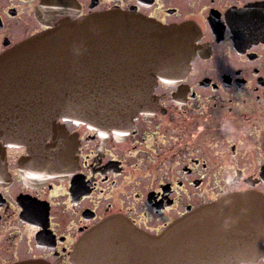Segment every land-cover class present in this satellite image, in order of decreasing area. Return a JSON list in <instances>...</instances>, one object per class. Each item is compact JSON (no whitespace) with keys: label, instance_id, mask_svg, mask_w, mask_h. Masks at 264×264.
<instances>
[{"label":"flooded vegetation","instance_id":"af4514ba","mask_svg":"<svg viewBox=\"0 0 264 264\" xmlns=\"http://www.w3.org/2000/svg\"><path fill=\"white\" fill-rule=\"evenodd\" d=\"M41 2L0 0V54L63 17L115 9L187 26L194 55L181 77L157 80L153 110L139 112L124 134L57 120L66 132L57 146L68 145L59 166L29 159L23 141L0 140V264H73L77 240L114 216L159 234L229 192L252 191L264 201V0H69L46 20L36 13ZM201 98L209 101L200 104ZM216 142L225 143L223 164L234 187L220 186L208 198L200 194L201 174ZM194 143L202 156H185ZM163 144L161 157L155 149ZM149 151L162 173L139 192L127 168L146 166ZM233 264H264V233L256 256Z\"/></svg>","mask_w":264,"mask_h":264},{"label":"water","instance_id":"95a60500","mask_svg":"<svg viewBox=\"0 0 264 264\" xmlns=\"http://www.w3.org/2000/svg\"><path fill=\"white\" fill-rule=\"evenodd\" d=\"M69 4L42 0L36 13L46 20ZM188 33L185 25L167 26L109 9L63 17L13 45L0 54V140L23 141L33 155L29 159L59 166L62 156L54 150L64 130L58 118L113 126L124 134L139 112L154 108L157 79L173 80L188 70L194 55ZM46 139L52 142L46 144ZM262 233L264 201L255 192L234 191L188 211L159 234L144 232L122 217L106 218L77 240L72 261L248 262L257 254Z\"/></svg>","mask_w":264,"mask_h":264},{"label":"rangeland","instance_id":"374dc122","mask_svg":"<svg viewBox=\"0 0 264 264\" xmlns=\"http://www.w3.org/2000/svg\"><path fill=\"white\" fill-rule=\"evenodd\" d=\"M199 92H200V90L198 91V95H199ZM208 95L209 94L207 93V96ZM208 101H209V99H207V98L206 99L201 98L200 104H203L204 102L207 103ZM215 114H216V111L214 110L212 116ZM219 115H221V114H219ZM219 115L217 117H219ZM213 117H215V116H213ZM60 119H62V118H58L57 120H60ZM62 120H69V119H62ZM111 128H114V130H115L114 133H120L117 128H115L113 126H111ZM195 143H194V150H190L188 153H185V156L189 155V157H191V156L198 157V154H200V155L202 154L200 147L197 150V144H195ZM222 144L225 145V143H222ZM222 144H218L216 142V145H214L215 147H213V150L210 153L211 157H210V155L208 158L206 157L207 159H209V161H208L209 166L210 165L211 166L209 169H207V172L205 174L204 173L201 174V176L203 177L204 184L201 185V188H203V191H200V194L207 195L208 198L215 197V195H217L220 192V191H218L220 186H223V185H225L226 187L228 186L227 189H231L234 187L233 184L228 185L229 184L228 179H229V176L232 175V172H231V169L227 168V163L225 164L226 168H224L223 163L225 161L226 153L224 152V149L222 148ZM220 147L223 149V151L219 150ZM155 150H156V155L161 154V157L164 156L165 153L167 152L165 144H163L161 147H156ZM156 159H157L156 156L153 155L149 151V154H147L145 157H143V160H144L143 165L145 164V162H147L146 166H134V165H132V166L127 168L128 169V175L130 176L128 181L130 179H132V181H129V183L133 189L135 188L134 190L141 192L142 190L147 189L149 187L148 185L150 184L151 180L155 179L158 175H161L162 170L158 169L155 166ZM231 159L233 161L235 159H240V158H237L236 156H234V157H231ZM141 160H142V158H141ZM248 162H250V159L248 160ZM223 168H224V170H223ZM131 176H132V178H131ZM133 183H135V187H134ZM140 187H142L143 189H141Z\"/></svg>","mask_w":264,"mask_h":264},{"label":"bare ground","instance_id":"6f19581e","mask_svg":"<svg viewBox=\"0 0 264 264\" xmlns=\"http://www.w3.org/2000/svg\"><path fill=\"white\" fill-rule=\"evenodd\" d=\"M66 146V147H65ZM67 147H68V145L66 144V143H62V145H60V146H57V147H55V150H54V152L55 153H59V154H61V158L59 159V161H61V162H63L64 161V158H65V152H66V150H67ZM66 156H68V154H67V152H66ZM48 158H50L49 156H47Z\"/></svg>","mask_w":264,"mask_h":264}]
</instances>
